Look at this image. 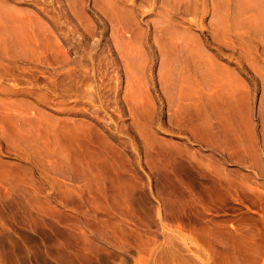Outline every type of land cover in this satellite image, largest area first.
<instances>
[{"label":"rangeland","instance_id":"374dc122","mask_svg":"<svg viewBox=\"0 0 264 264\" xmlns=\"http://www.w3.org/2000/svg\"><path fill=\"white\" fill-rule=\"evenodd\" d=\"M235 1L0 0V264H264V0ZM171 41L230 91L185 99Z\"/></svg>","mask_w":264,"mask_h":264},{"label":"bare ground","instance_id":"6f19581e","mask_svg":"<svg viewBox=\"0 0 264 264\" xmlns=\"http://www.w3.org/2000/svg\"><path fill=\"white\" fill-rule=\"evenodd\" d=\"M234 2H236L237 3V5H238V1H235V0H233ZM239 1H241V2H246V0L245 1H242V0H239ZM235 3V4H236ZM246 4V3H245ZM245 4H243L242 6H244ZM236 5V6H237ZM235 6V5H234ZM238 6H240V5H238ZM242 6H240V11H242L240 14H243V7ZM247 7V6H246ZM245 7V8H246ZM236 8V7H235ZM238 11V13H239V9H237ZM246 10L247 9H245V12H246ZM237 12L235 11V13H236V16L238 17V15L239 14H237ZM245 14V13H244ZM243 16V15H242ZM239 17L240 19L242 18L243 19V17ZM237 19L236 17H234V19H236L237 21L239 20V22H236V20H235V26L236 27H238L240 24H241V22L243 21V20H245V19H243V20H241L240 21V19ZM257 20V19H256ZM234 21V20H233ZM247 21V20H246ZM3 22V21H2ZM256 22V21H255ZM1 23V22H0ZM6 23V22H5ZM240 23V24H239ZM245 23V22H244ZM243 22H242V26H245V24H244ZM257 23V22H256ZM2 24V23H1ZM234 24V23H233ZM246 24H248V26L250 25V23H246ZM1 27L2 26H4V28H6V25L5 24H3V25H0ZM241 26V27H242ZM9 27V26H8ZM3 28V27H2ZM235 28V27H234ZM239 28V27H238ZM243 28V27H242ZM1 30V29H0ZM1 31H3V29L1 30ZM1 31H0V33H1ZM176 31V30H175ZM4 32V31H3ZM11 32H12V30H11ZM174 33H176V34H178L177 32H174ZM173 32H172V34L175 36L176 34H174ZM185 33V31L183 32H181V31H179V35L181 34H184ZM188 33V32H187ZM5 34H6V32H5ZM7 34H8V32H7ZM6 34V35H7ZM12 34V33H11ZM169 34V33H168ZM170 34H171V32H170ZM169 34V35H170ZM171 34V35H172ZM189 34V33H188ZM1 35H3L2 33H1ZM10 35V34H9ZM168 35V36H169ZM171 35L169 36V37H171ZM179 35H176L177 37L179 36ZM180 35V37L182 38V36ZM186 34H184L183 36L184 37H186L184 40H185V43L186 42H188V40H187V36H185ZM190 35V34H189ZM5 36V35H4ZM175 36V37H176ZM10 36H8V38H9ZM13 37V34H12V36H11V38ZM168 37V38H169ZM179 37V38H180ZM7 38V37H6ZM19 38V37H18ZM172 38V37H171ZM191 38H193L192 36L190 37V39ZM189 39V38H188ZM12 40V39H11ZM171 40V39H170ZM170 40L168 41V42H170ZM178 40V39H177ZM183 40V39H182ZM194 39H192V41H193ZM173 41V40H172ZM172 41H171V43H169V49H166V50H168V51H166V52H168L169 54H170V52L172 53L171 54V56L173 55V56H175V58H177V57H182L183 55L185 56V60L182 62V63H184L183 65H181L180 63H179V61H182V59L180 60V59H178L179 61H178V63L180 64H177L178 66H181L180 68V70H179V68H178V70H176V72L175 73H171V72H167V78L168 79H171V80H173V78H176V79H174V80H177V78L179 79H182L183 81H185V83H187V84H185L184 86H187L188 87V89H189V85L192 83L191 81H193L192 80V75H193V77L194 76H199V77H201V79L203 80V81H209L210 83L211 82H213V81H215V84L216 83H218V84H220L222 87H220L219 86V89L220 88H222V92L224 91V95L226 94V92H227V90L229 89V91H230V88H227V85H229L228 84V82H227V79L226 78H228V77H226V73H225V70H223V68L222 67H220L219 66V64H217V63H215L213 60H211V58L208 56V54L207 53H205L202 49V51L204 52H202L201 50H200V47L198 48V49H196V47L197 46H195V48L194 49H192L193 47H189L190 45H188V44H185L184 45V43L183 44H181L182 46H179V47H177L176 46V44L174 45V43H172ZM176 41V40H175ZM12 42V41H11ZM23 42V41H22ZM184 42V41H183ZM9 43V42H8ZM191 43V42H190ZM194 43H195V41H194ZM10 44V43H9ZM184 45V46H183ZM188 45V46H187ZM196 45H197V43H196ZM170 51V52H169ZM166 54V53H165ZM168 54V55H169ZM168 55L166 56V58L168 57ZM170 56V55H169ZM183 56V57H184ZM141 57V56H140ZM139 57V58H140ZM171 57H169V59H170ZM174 58V59H175ZM168 59V60H169ZM172 59H173V57H172ZM176 59V60H177ZM175 60V61H176ZM175 61H173L174 62V64H175ZM172 61H171V63H173ZM168 63V62H167ZM166 62H165V64H167ZM173 64V65H174ZM177 65H175L176 67H178ZM168 66H170V65H168ZM167 66V68L165 69V71L166 70H169V67ZM172 66V65H171ZM166 67V66H165ZM173 67V66H172ZM171 67V68H172ZM176 67H174V69L176 68ZM187 68V69H186ZM173 68H172V70H173V72L175 71ZM171 70V71H172ZM165 75V74H164ZM228 75V74H227ZM195 78H197V77H195ZM166 79V78H165ZM198 79V78H197ZM197 79H196V81H197ZM182 80L180 81L181 82V85L182 84H184V83H182ZM211 80V81H210ZM213 80V81H212ZM231 79H229V81H230ZM177 81H179V80H177ZM198 81H200V78H199V80ZM166 82V81H165ZM208 82V83H209ZM177 83H179V82H177ZM195 82L193 81V84H194ZM201 83V82H200ZM200 83H197V85L198 84H200ZM204 83V82H203ZM206 83H204V85H205ZM218 84H217V87H218ZM231 84V83H230ZM208 85V84H207ZM183 85H182V87H184ZM191 86V85H190ZM196 86V85H195ZM214 85H212V87H213ZM194 87V86H193ZM197 87V86H196ZM216 87V88H217ZM230 87V86H229ZM210 88H211V86H210ZM209 88V85H208V88H206V90L207 89H210ZM215 88V87H214ZM214 88H213V93H214ZM184 89H187L186 87H184ZM192 89V86H191V88L188 90V92L185 90V94H184V92H182V94L180 95V96H182L183 97V94L186 96V95H188L189 96V94H190V92L191 91H193V89ZM195 89V88H194ZM196 90H197V88H196ZM196 90H195V92H196ZM205 90V93L207 92ZM211 90V89H210ZM210 90H208V91H210ZM228 91V92H229ZM200 92H201V89H200ZM199 92V93H200ZM204 93V94H205ZM213 93H211V94H213ZM216 93H220L219 92V90L216 92ZM207 95L209 94V92H207L206 93ZM203 95V94H202ZM201 95V96H202ZM213 96H216V95H208L206 98H207V101H208V103H207V105H209V103L211 102V103H214V102H212L211 100H212V98L213 99H215V98H217V97H220V95L218 96V94H217V96L214 98ZM192 97V96H191ZM188 97L186 96L185 97V99H187ZM195 98V97H194ZM205 98V97H204ZM184 99V98H183ZM193 99V98H192ZM189 100V99H188ZM217 100H219V99H217ZM217 100H215V102L217 101ZM190 101V100H189ZM205 101V100H204ZM216 104V103H215ZM206 105V104H205ZM195 106V105H194ZM210 107V106H209ZM27 120V119H26ZM30 120V119H29ZM29 122V121H28ZM34 122V121H33ZM31 123V122H30ZM36 123V122H35ZM209 124V123H208ZM25 125V124H24ZM65 125V124H64ZM64 125H63V127H64ZM67 126V125H66ZM66 126H65V128H66ZM209 126V125H208ZM68 127H69V125L67 126V128L66 129H68ZM144 127V126H143ZM72 128V127H71ZM74 128H75V126H74ZM76 128H79V127H76ZM27 129V128H26ZM30 129H31V127H30ZM47 129V128H46ZM69 129H70V127H69ZM32 130V129H31ZM39 130V129H38ZM63 130V129H62ZM71 130V129H70ZM70 130H67V131H70ZM78 130V129H77ZM20 131H22V130H19V132ZM29 131V130H28ZM35 131V130H34ZM52 131V130H51ZM54 131V130H53ZM71 131H73V130H71ZM74 131H76V130H74ZM24 132V131H23ZM60 132V131H59ZM64 133H65V131H63ZM79 132H81V131H78V133L76 132L75 134H78L79 135ZM26 133V132H25ZM31 133V132H30ZM29 133V134H30ZM38 133V132H37ZM58 133V132H57ZM57 133H55L56 134V136H57ZM60 134L61 136L62 135H66V138H68L70 135L69 134ZM24 134V133H23ZM40 134V133H39ZM38 134V135H39ZM49 134V133H48ZM53 134V133H52ZM73 133H71V135H72ZM74 134V135H75ZM81 134V133H80ZM67 135H69V136H67ZM77 135V136H78ZM42 136V135H41ZM43 136H45V135H43ZM59 136V135H58ZM76 136V135H75ZM74 136V137H75ZM23 137H24V135H23ZM33 137V136H32ZM39 137V136H38ZM17 138V137H16ZM29 138V137H28ZM59 138H60V136L58 137V139H56V140H59ZM19 139V138H18ZM53 139H54V136H53ZM75 139V138H74ZM21 140V139H20ZM19 140V141H20ZM29 140H31V139H29ZM39 140V139H38ZM44 140V139H43ZM46 140V139H45ZM23 141H25L24 139H23ZM21 144H23V143H21ZM43 144H45V143H43ZM58 145V144H57ZM19 146V145H18ZM25 146H26V144H25ZM45 146V145H44ZM43 146V147H44ZM20 147V146H19ZM24 148V147H23ZM29 148H32V147H29ZM45 148V147H44ZM18 150V149H17ZM25 150H27V149H25ZM44 150V149H43ZM48 150H49V148H48ZM47 150V151H48ZM51 150V149H50ZM20 151V150H19ZM50 152V151H49ZM31 153V152H30ZM46 153V152H45ZM48 153V152H47ZM27 154V153H26ZM29 154V153H28ZM28 154H27V156H28ZM50 154H52V153H50ZM65 154V153H64ZM64 154H62L61 152H59V150H58V152L57 151H55V153H53L52 154V156L53 157H56V160H58V162H59V164H61V165H65V164H67V160H69V159H67L66 160V157H64L65 155ZM22 155H23V153H22ZM32 155V154H31ZM78 155H79V153H78ZM77 155V156H78ZM25 156V155H24ZM30 156V155H29ZM80 156V155H79ZM76 157V158H80V157ZM29 158V157H28ZM31 160V159H30ZM79 160V159H78ZM72 161V160H71ZM70 161V162H71ZM76 161V160H75ZM80 161H81V159H80ZM52 162V161H51ZM50 161H49V163H51ZM77 162V161H76ZM72 163V162H71ZM71 163L69 164V166L71 165ZM75 163V162H74ZM73 163V164H74ZM83 163V162H82ZM55 164V163H54ZM56 165V164H55ZM78 165V164H77ZM77 165H76V168L75 169H77L78 167H77ZM82 165V164H81ZM54 166V165H53ZM52 166V167H53ZM57 166H59V165H57ZM72 166V165H71ZM74 166V165H73ZM68 167V166H67ZM75 167V166H74ZM51 168V167H50ZM61 168V167H60ZM72 169H73V167H71ZM83 168V167H82ZM53 169H54V167H53ZM56 169H58V168H56ZM74 170V169H73ZM78 170V169H77ZM79 170H81L80 168H79ZM84 170V169H83ZM83 172H85V171H83ZM85 174V173H84ZM87 176V175H86Z\"/></svg>","mask_w":264,"mask_h":264}]
</instances>
